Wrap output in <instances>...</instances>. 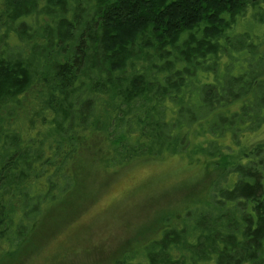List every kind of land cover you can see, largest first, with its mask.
<instances>
[{"label": "trees", "instance_id": "obj_1", "mask_svg": "<svg viewBox=\"0 0 264 264\" xmlns=\"http://www.w3.org/2000/svg\"><path fill=\"white\" fill-rule=\"evenodd\" d=\"M257 26L264 0H0V255L88 165L179 157L206 191L114 264H264Z\"/></svg>", "mask_w": 264, "mask_h": 264}, {"label": "rangeland", "instance_id": "obj_2", "mask_svg": "<svg viewBox=\"0 0 264 264\" xmlns=\"http://www.w3.org/2000/svg\"><path fill=\"white\" fill-rule=\"evenodd\" d=\"M87 172L71 210H54L55 222L2 252L0 264H114L158 238L168 219L180 222V211L208 186L204 168L179 157L137 161L114 175L90 164Z\"/></svg>", "mask_w": 264, "mask_h": 264}]
</instances>
